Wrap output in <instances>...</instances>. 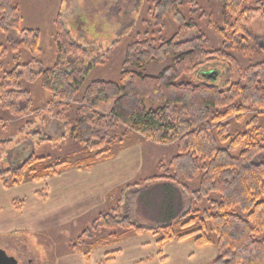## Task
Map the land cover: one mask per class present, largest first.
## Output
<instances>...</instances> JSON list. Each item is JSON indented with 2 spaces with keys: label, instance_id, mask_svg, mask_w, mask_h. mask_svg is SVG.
<instances>
[{
  "label": "trees",
  "instance_id": "obj_1",
  "mask_svg": "<svg viewBox=\"0 0 264 264\" xmlns=\"http://www.w3.org/2000/svg\"><path fill=\"white\" fill-rule=\"evenodd\" d=\"M221 1L226 17L221 48L207 49L204 36L181 42L160 39L157 44L141 38L127 47L126 64L141 68L170 59L169 64L155 77L124 70L117 82H107L88 79L90 66H83L88 50L73 39L61 14L52 22L54 62L43 66L41 32L21 28L17 0H0V124L7 115L22 120L40 110L33 107L26 87L37 85L51 96L48 107L56 101L70 111L66 125L70 139L87 154L72 164L62 160L50 165L31 154L0 172L4 188L26 180L41 183L68 169L88 170L111 160L115 145L122 144L129 132L155 145L176 143L177 155L170 162L174 181L200 175L197 191L182 188L190 197L188 211L177 219L170 213L161 227L138 226L118 206L99 213L73 245L86 261L95 249L114 242L113 233L90 242L98 231L109 230L120 231L121 237L151 232L160 247L172 240L190 241L199 248L214 245L218 256L212 264H264V126L255 119L264 112V62L243 69L229 53L240 40L255 42L264 51V37L249 35L253 20L260 19L264 27V0ZM147 4L158 26L169 17L180 28L185 23L183 9L197 7L196 0H148ZM20 51L27 54L24 63L18 61ZM9 53L14 55L13 66L5 69ZM210 66L213 70H204ZM222 69L236 78L220 89L215 83ZM192 75L198 83L183 81ZM147 103L153 108L148 109ZM107 106L109 111L101 112ZM229 118L243 123L244 129L231 133ZM8 143L0 142V149ZM128 189L120 191V199Z\"/></svg>",
  "mask_w": 264,
  "mask_h": 264
},
{
  "label": "rangeland",
  "instance_id": "obj_2",
  "mask_svg": "<svg viewBox=\"0 0 264 264\" xmlns=\"http://www.w3.org/2000/svg\"><path fill=\"white\" fill-rule=\"evenodd\" d=\"M147 2L148 0H17V5L22 18L21 28L37 29L41 32L42 53L39 61L45 67L54 62L52 22L57 14H61L62 21L73 39L88 50L83 66H90V80L117 82L124 70L158 76L169 64L170 59L152 61L141 68H134L125 63L127 47L141 38L154 40L156 43L160 39L174 38L181 42L204 36L207 49L222 47L226 17L221 0H196V8H184L183 28L169 17H165L158 26L152 18V13L149 14L150 6ZM259 20L255 19L249 25V35L258 40L264 37V27ZM239 42L241 43L235 44L234 48H229V53L240 62L243 69L264 62V51L255 42ZM13 56L12 53L8 54L4 63L5 69L12 68ZM18 61H27L26 52H19ZM32 69L37 71L38 66ZM211 69L213 70L210 66L204 70ZM220 73L215 83L220 89L226 86L227 81L236 78L232 71L227 72L226 69L220 70ZM183 81L196 84L199 79L192 75L183 78ZM26 87L31 92L33 107L40 110L22 120L7 115L4 121H1L0 142L9 143L0 149V172L13 167L31 154L45 158L47 165L62 160L72 164L84 159L87 154L70 139V131L66 127L70 111L65 110L56 101L48 107L51 97L49 94L43 93L37 85ZM147 107L153 108L150 103H147ZM108 111L109 106L101 108L103 113ZM250 113L252 117L256 116L255 111ZM255 119L259 126H264V112ZM226 123L229 124L231 133L244 129L243 123L240 124L233 118H229ZM175 145V142L155 145L146 142L138 134L129 132L122 144H116L114 147L115 157L122 158L124 165L119 172L121 177L118 175V180L113 183V192L107 197L105 204L88 212L81 210L63 214V220L55 219L53 226H42L41 212L56 206L57 198L48 197L45 186L50 179L57 176L41 183L26 180L5 188L6 192L0 196V201L9 200L12 196L13 209H18L22 217L15 226L22 229L0 234V249L17 264H212L218 256L216 246L199 248L190 241L172 240L160 247L157 245L158 237L151 232L141 235L132 233L121 237L120 231H98L90 242L110 233L116 234L115 240L111 245L95 249L88 261L73 250L79 234L90 227L97 215L116 206L120 207V212L129 221L145 228L161 227L170 213L177 219L188 211L190 197L182 188L187 187L191 192L197 191L200 175L189 181L182 176L178 177L177 181L173 180L175 173L170 168V162L177 155ZM66 171L61 172L59 176ZM164 176L167 178H161ZM176 182L178 184L174 185ZM126 186L131 189L123 192V200L120 199V191ZM31 189H36L34 197H21L23 191L29 192ZM13 202L19 203L14 206ZM4 206L0 207V211L7 215L8 208ZM97 258L99 259L96 260Z\"/></svg>",
  "mask_w": 264,
  "mask_h": 264
},
{
  "label": "crops",
  "instance_id": "obj_3",
  "mask_svg": "<svg viewBox=\"0 0 264 264\" xmlns=\"http://www.w3.org/2000/svg\"><path fill=\"white\" fill-rule=\"evenodd\" d=\"M123 165L122 158L116 156L111 160L96 164L93 168L88 170V172L68 169L55 179H50L45 188L48 191V197L55 196L57 198L56 206L48 210H43L41 212L43 224H38H42L43 227H47L49 224L53 226L52 223L54 220H61L63 214L77 213L81 210L88 212L95 207H101L105 204L104 202L107 197L113 192V183L118 180V175L121 177L119 172L122 171ZM126 178L127 177H125V179ZM70 188L71 190L69 191ZM4 189L3 185H0V196L5 194L6 191H4ZM35 191L36 189H31L29 192L23 191L21 197H27V195H33L34 197ZM11 197L9 200L5 199L0 201V207L5 205L4 207L8 208L7 215H3L2 211H0V234L22 229V227L18 228L15 226L18 219L22 220V217L18 209H13V199ZM63 197H65L66 200H63ZM58 199L62 200L58 201ZM80 207H84V209H80ZM34 220L37 222L36 219ZM101 258L102 257H100V259ZM98 259L99 258L96 260Z\"/></svg>",
  "mask_w": 264,
  "mask_h": 264
},
{
  "label": "water",
  "instance_id": "obj_4",
  "mask_svg": "<svg viewBox=\"0 0 264 264\" xmlns=\"http://www.w3.org/2000/svg\"><path fill=\"white\" fill-rule=\"evenodd\" d=\"M212 73H209V76ZM0 264H17V262L13 258L8 257L4 251L0 250Z\"/></svg>",
  "mask_w": 264,
  "mask_h": 264
},
{
  "label": "flooded vegetation",
  "instance_id": "obj_5",
  "mask_svg": "<svg viewBox=\"0 0 264 264\" xmlns=\"http://www.w3.org/2000/svg\"><path fill=\"white\" fill-rule=\"evenodd\" d=\"M29 263H31V262H29Z\"/></svg>",
  "mask_w": 264,
  "mask_h": 264
}]
</instances>
